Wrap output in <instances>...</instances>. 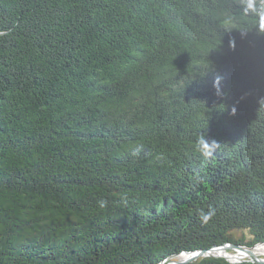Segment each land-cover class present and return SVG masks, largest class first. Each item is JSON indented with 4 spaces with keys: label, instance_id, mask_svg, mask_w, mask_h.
Instances as JSON below:
<instances>
[{
    "label": "trees",
    "instance_id": "1",
    "mask_svg": "<svg viewBox=\"0 0 264 264\" xmlns=\"http://www.w3.org/2000/svg\"><path fill=\"white\" fill-rule=\"evenodd\" d=\"M2 47L0 264L264 244V21L245 0H0Z\"/></svg>",
    "mask_w": 264,
    "mask_h": 264
},
{
    "label": "clouds",
    "instance_id": "2",
    "mask_svg": "<svg viewBox=\"0 0 264 264\" xmlns=\"http://www.w3.org/2000/svg\"><path fill=\"white\" fill-rule=\"evenodd\" d=\"M245 12L256 13L259 15L260 20L264 21V0H245ZM214 87L217 88V94L219 95V78H217V81L214 82ZM232 114H235V109H233ZM196 143L199 150L205 157L213 156L216 147L219 145L215 140H208L205 135H201ZM139 151L140 149L138 148L136 152L138 153ZM100 207H107V202L102 200L100 202ZM214 215L215 212L212 209H210L207 213H201L202 222L207 224Z\"/></svg>",
    "mask_w": 264,
    "mask_h": 264
},
{
    "label": "rangeland",
    "instance_id": "3",
    "mask_svg": "<svg viewBox=\"0 0 264 264\" xmlns=\"http://www.w3.org/2000/svg\"><path fill=\"white\" fill-rule=\"evenodd\" d=\"M0 50H4V51H7L9 50L8 47H2L0 48ZM240 235V233H237V237ZM236 237V238H237ZM238 239V238H237ZM234 240V239H232ZM226 244H229V243H226ZM250 252H252L253 254L257 252L258 248L261 247L262 249L264 248V244H261V243H256L254 244L253 246H246ZM258 247V248H257ZM257 249V250H256ZM260 249V248H259ZM213 253V252H212ZM240 253H244L243 251H234L232 249H221V252L220 253H213V255L211 256H216V257H219V258H223L225 259L227 262L231 263V264H236V263H243V262H250V256L247 257V253H245L244 255H238ZM254 254V256L258 259V261H261L262 263H264V255H259V256H256ZM208 255V254H206ZM187 257L186 254H181V256L179 257L180 260H176V261H181L183 259H185ZM171 262V263H170ZM176 264L174 259L171 257V260L169 262H165L163 261L162 263L160 264Z\"/></svg>",
    "mask_w": 264,
    "mask_h": 264
},
{
    "label": "water",
    "instance_id": "4",
    "mask_svg": "<svg viewBox=\"0 0 264 264\" xmlns=\"http://www.w3.org/2000/svg\"><path fill=\"white\" fill-rule=\"evenodd\" d=\"M221 249H227V250L232 249L234 251H237V250L243 251L244 253H247L250 256V259H251L250 262L251 263L264 264L261 261H258V259L254 256V254L252 252L249 251V249L246 246H240V245H236V244H232V243L225 244L222 246L213 247L209 250H198V251H195V252L193 251V252H189V253L183 252L182 254H186L187 257L181 261H176V260H174V261L176 264H189V263H192L193 261L197 260L200 257L211 256V255H213V253H216V254L220 253ZM206 254H208V255H206ZM213 257H216V256H213Z\"/></svg>",
    "mask_w": 264,
    "mask_h": 264
},
{
    "label": "bare ground",
    "instance_id": "5",
    "mask_svg": "<svg viewBox=\"0 0 264 264\" xmlns=\"http://www.w3.org/2000/svg\"><path fill=\"white\" fill-rule=\"evenodd\" d=\"M257 248H258V247H257ZM259 248H260V249H259ZM259 248H258V250L256 249L257 252H256V254H255V253H254V254H255L256 256L264 255V248H263V249H262L261 247H259ZM252 252H253V251H252ZM244 254H245V253H240V254H238V255H244ZM247 257H249V255H247Z\"/></svg>",
    "mask_w": 264,
    "mask_h": 264
}]
</instances>
